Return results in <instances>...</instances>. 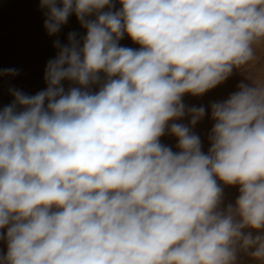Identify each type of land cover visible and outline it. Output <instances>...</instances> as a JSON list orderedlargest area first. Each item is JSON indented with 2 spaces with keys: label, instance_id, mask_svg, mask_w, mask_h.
I'll use <instances>...</instances> for the list:
<instances>
[{
  "label": "clouds",
  "instance_id": "obj_1",
  "mask_svg": "<svg viewBox=\"0 0 264 264\" xmlns=\"http://www.w3.org/2000/svg\"><path fill=\"white\" fill-rule=\"evenodd\" d=\"M39 5L49 36L84 34L0 108V264H264V72L210 115L184 103L255 66L264 0Z\"/></svg>",
  "mask_w": 264,
  "mask_h": 264
},
{
  "label": "rangeland",
  "instance_id": "obj_2",
  "mask_svg": "<svg viewBox=\"0 0 264 264\" xmlns=\"http://www.w3.org/2000/svg\"><path fill=\"white\" fill-rule=\"evenodd\" d=\"M44 20L45 15L40 8L39 0H0V69L15 68L19 72L16 76L0 77V108L12 102L10 88L19 89L29 95L44 89L45 66L57 53L53 42L59 39L62 43H66L70 32H76L81 36L84 34L75 16L69 18L68 23L57 36L47 34L43 26ZM120 43L123 46L138 47L127 37ZM257 56L258 61L253 68L244 71L234 70L226 81L202 97L186 96L184 98L186 106H204L210 115L209 106L212 103L227 99L230 94L238 91L240 84H251L252 79L249 77L255 78L264 72V50H258ZM67 86L65 83V87ZM209 115H206L194 128L201 137L205 152L209 147L207 135L212 127ZM182 122L187 123V120ZM162 142L176 150L175 138L165 136L162 137ZM236 195V189H225L226 202L233 201ZM241 261L242 264H255L244 256L241 257Z\"/></svg>",
  "mask_w": 264,
  "mask_h": 264
},
{
  "label": "bare ground",
  "instance_id": "obj_3",
  "mask_svg": "<svg viewBox=\"0 0 264 264\" xmlns=\"http://www.w3.org/2000/svg\"><path fill=\"white\" fill-rule=\"evenodd\" d=\"M39 18V17H38ZM43 20V19H42ZM43 24H44V22H43Z\"/></svg>",
  "mask_w": 264,
  "mask_h": 264
}]
</instances>
